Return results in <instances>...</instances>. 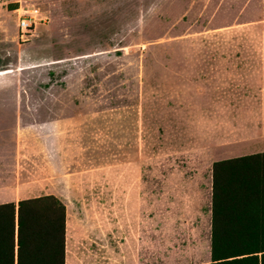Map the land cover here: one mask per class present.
I'll list each match as a JSON object with an SVG mask.
<instances>
[{
	"label": "rangeland",
	"instance_id": "374dc122",
	"mask_svg": "<svg viewBox=\"0 0 264 264\" xmlns=\"http://www.w3.org/2000/svg\"><path fill=\"white\" fill-rule=\"evenodd\" d=\"M11 3L44 16L25 41ZM263 108L264 0H0V109L19 110L0 156L27 178L59 173L57 191L15 197L169 191L186 204L149 213L155 246L208 253L210 164L262 151ZM126 212L110 211L108 233L148 219Z\"/></svg>",
	"mask_w": 264,
	"mask_h": 264
},
{
	"label": "trees",
	"instance_id": "16d2710c",
	"mask_svg": "<svg viewBox=\"0 0 264 264\" xmlns=\"http://www.w3.org/2000/svg\"><path fill=\"white\" fill-rule=\"evenodd\" d=\"M64 239L53 194L0 203V264H64ZM209 258L200 264H264V151L211 162Z\"/></svg>",
	"mask_w": 264,
	"mask_h": 264
},
{
	"label": "crops",
	"instance_id": "0c3cea01",
	"mask_svg": "<svg viewBox=\"0 0 264 264\" xmlns=\"http://www.w3.org/2000/svg\"><path fill=\"white\" fill-rule=\"evenodd\" d=\"M191 88L196 92L205 90L204 85L195 84ZM12 114L16 117L19 110L14 109L11 113L9 110L0 109V124L9 125V118L3 117ZM51 124L50 127L55 126L53 122ZM12 125L14 130L17 129L15 118ZM262 151H264V119L262 121ZM254 152H259V150ZM244 154H235L230 157ZM20 160L19 157L10 159L0 156V203L16 202L21 198L35 196L15 197L16 191H19L21 195L25 194V191H57L58 166L54 168L51 163L50 167L44 169L46 175L36 180L25 177L21 171L25 168L21 166ZM45 185H48L47 188H44ZM81 192L73 191L65 202L61 200L65 206L64 264H187V261H191L189 264H200L209 261V251L208 253L205 250L201 251L196 245V253L186 252V247L180 242L164 243L161 238H158L157 246H155L156 222L148 218L149 213H154L159 206L165 207L168 204H175L178 208L185 207L186 197L180 195L169 197L171 195L169 191ZM4 194L8 197L2 198ZM123 207L131 211L126 212L130 214L129 216H133L137 209L144 210L146 213L142 212V214L148 219L143 221V225L132 221L125 226L122 224L120 229L111 225L109 234L105 220L111 219L108 216L110 211H113L117 218H121ZM69 223L71 227L68 230ZM183 224V220H175L171 228L180 230ZM157 226L164 228V223ZM137 227L145 228L146 237L144 239L135 236ZM177 234L180 236L183 233L177 231ZM174 239L177 240L176 237ZM206 241L208 245L206 249L209 250V232Z\"/></svg>",
	"mask_w": 264,
	"mask_h": 264
},
{
	"label": "built area",
	"instance_id": "2783aa9c",
	"mask_svg": "<svg viewBox=\"0 0 264 264\" xmlns=\"http://www.w3.org/2000/svg\"><path fill=\"white\" fill-rule=\"evenodd\" d=\"M17 12V37L21 41L27 40L34 30L37 23L44 20V16L36 8L23 9L21 7L15 8Z\"/></svg>",
	"mask_w": 264,
	"mask_h": 264
}]
</instances>
